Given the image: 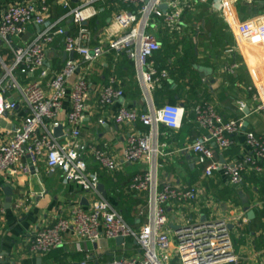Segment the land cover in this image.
<instances>
[{
    "label": "built area",
    "instance_id": "1",
    "mask_svg": "<svg viewBox=\"0 0 264 264\" xmlns=\"http://www.w3.org/2000/svg\"><path fill=\"white\" fill-rule=\"evenodd\" d=\"M75 1L76 7L58 20L51 18L47 0L13 1L0 11V41L9 53L7 59H0V118L21 105L27 108V114L12 135L0 143V176L13 175L18 168L26 174L37 173L43 163L50 172H59L65 183L91 195L87 206L79 200L72 202L55 222L38 225L29 238L31 251L48 254L63 246L67 235L73 233L81 242L118 238L137 241L139 256L115 258L107 264H173L175 259L178 264H240L225 219L188 218L171 233L167 205L190 204L197 199L199 190L197 186L160 183L158 177L159 159L165 155L159 128L180 129L185 109L170 103L155 106L154 93L170 77L169 71L160 69L154 59L162 49L155 30L162 27L169 34H180L184 27L183 13L193 7L195 0H120L132 10L114 13L112 24L119 29L102 33L97 43L85 23L100 14L107 0ZM64 5L69 7L68 2ZM162 5H166L165 10ZM67 18L78 27L75 34L61 26V21ZM28 26H37L39 30L29 42L21 43ZM239 29L242 34L252 32L257 44L264 46V23L255 27L243 24ZM58 37H63L66 57L56 69L49 63V52ZM109 53L125 55L134 62L136 78L147 103L144 112L119 105L114 122L127 127L128 133L118 157L107 146L97 147L82 140L91 97L97 96L103 108L125 97L115 75L101 85L92 79L93 66ZM236 67L226 70L233 72ZM67 104L69 110L65 114ZM247 109V103L240 100L238 110L242 116L226 120L208 102L194 108L195 123L205 134L187 149L197 154L199 165H205L206 176L221 171L230 183L240 185L246 175L264 173V135L243 130ZM252 112L264 116V97L256 98ZM105 122L102 119L99 123ZM62 124H66L67 130L57 137L54 129ZM138 125L149 128L148 132L140 131ZM241 134L248 151L229 161L215 160L216 151L230 150L234 138ZM211 141L216 147L210 145ZM88 156L107 172L119 171L133 163L146 165L127 186L128 193L144 195L147 200V206L138 210V215L146 219L139 228H133L101 193L99 175L90 171Z\"/></svg>",
    "mask_w": 264,
    "mask_h": 264
},
{
    "label": "crops",
    "instance_id": "2",
    "mask_svg": "<svg viewBox=\"0 0 264 264\" xmlns=\"http://www.w3.org/2000/svg\"><path fill=\"white\" fill-rule=\"evenodd\" d=\"M13 1L30 0H0V11ZM47 1L53 20L62 19L77 5L75 0ZM64 2H68L69 7ZM105 4L112 8L111 17L96 32L91 30L94 43L102 38V33H114L119 29L112 24L114 13L132 10L120 0H107ZM182 21L184 27L180 34H169L162 27L155 30L162 42L155 61L158 59L161 67H168L172 72L178 71L177 76L169 77L163 89L154 93L155 106L170 103L185 109L180 129L159 128V141L165 155L159 159L158 177L160 183L197 186L199 193L190 204L167 205L168 227L173 233L188 218L195 221L225 219L240 264H264V173L248 174L240 185H233L221 171L215 170L211 176H206L205 165H199L197 154L187 149L205 134V130L195 123L194 113V108L204 102L212 104L226 120H231L242 116L238 104L244 100L248 105V113L244 112L247 123L244 131L264 135V116L252 112L256 98L264 97V46L257 44L252 32L242 34L239 29L243 24L255 27L264 23V0H195L193 7L183 13ZM61 26L72 34L78 29L71 18L62 20ZM38 30L37 26H28L21 43L29 42ZM63 54V37H58L50 48L49 63L59 69L65 59ZM8 57V50L1 42L0 59ZM233 65L237 66L233 72L226 70ZM113 75L124 89L125 97L115 105L103 108L98 97L92 96L88 101L82 140L97 147L107 146L118 157L125 147L128 133L127 127H119L114 122L119 105L126 104L144 112L147 103L133 61L109 53L93 66L92 79L98 85L106 84ZM68 105H65V114ZM26 114L27 108L21 105L13 113L0 118V143L12 135ZM102 119L106 121L104 124L99 123ZM61 126L64 133L67 126ZM137 127L142 132L149 130L142 125ZM210 145L216 147L213 141ZM247 151L244 134H241L234 138L230 150L224 153L217 150L215 160L229 161ZM88 164L90 171L99 175L107 197L117 210L124 213L128 223L135 229L144 224L146 219L138 215V210L147 206L146 197L128 193L127 186L146 165L133 163L119 171L107 172L92 156H88ZM7 187L12 191L11 195L6 194ZM90 198L89 193L65 183L59 172H50L43 163L37 173L26 174L18 168L13 175H1L0 264H107L115 258L139 256L140 247L134 238L120 242L118 239H102L91 243L77 240L73 233L67 235L63 246L48 254L31 251L29 238L38 225L55 222L72 202L79 200L87 206ZM249 210L253 215H249ZM173 264H178L176 259Z\"/></svg>",
    "mask_w": 264,
    "mask_h": 264
},
{
    "label": "trees",
    "instance_id": "3",
    "mask_svg": "<svg viewBox=\"0 0 264 264\" xmlns=\"http://www.w3.org/2000/svg\"><path fill=\"white\" fill-rule=\"evenodd\" d=\"M108 2H109V1H108ZM108 2H107V3H108ZM106 6H107V4H105V5L103 6V8H102L103 10L101 9L99 16H97V17L91 19V20L88 22L87 27H88L90 30H92L93 32H96V31L99 30L102 26H104V24L106 23V20H107L108 18L111 17L110 14L112 13V12H111V11H112V8H111V7H108V6H107V8H106ZM162 41H163V38H162ZM122 57H123L124 59L129 60L125 55H123ZM155 59H156V55H155ZM129 61H130V60H129ZM156 63H157V66H158L160 69H162V68L167 69V70L169 71V73H170V76H171V75H173V76H177V75H178V71H173V72H172V70H170L168 67H161L160 64H159V62H158V59H157ZM166 82H167V81L164 82V84H163V86H162L161 89H163L164 86L167 84ZM159 90H160V89H158L157 91H159ZM155 93H156V92H155ZM183 121H184V120H183ZM119 190L122 191L123 189L121 188V189H119ZM112 203H113V202H112ZM113 206H114V203H113ZM120 212H121V211H120ZM121 214L124 216L125 219H127L123 212H121ZM126 221H127V220H126ZM127 222H128V221H127Z\"/></svg>",
    "mask_w": 264,
    "mask_h": 264
},
{
    "label": "water",
    "instance_id": "4",
    "mask_svg": "<svg viewBox=\"0 0 264 264\" xmlns=\"http://www.w3.org/2000/svg\"><path fill=\"white\" fill-rule=\"evenodd\" d=\"M161 8L162 9H166V5H162L161 6ZM87 23H85V25H86ZM0 44H1V42H0ZM66 57V56H65ZM73 57V53H71L70 54V58H72ZM197 69L198 70H202V68L201 67H197ZM245 112L246 113H248V110H245ZM247 125V123L245 124V126ZM245 126H244V129L243 130H245ZM62 134H63V128H62V126H59V127H56L55 129H54V135L55 136H57V137H60V136H62ZM99 190L102 192V194L104 195V196H107V193H106V191H105V188H104V186L102 185V184H99ZM6 194L7 195H11L12 194V191L10 190V188L9 187H7L6 188ZM248 210V209H247ZM249 215H253V211H251V210H249ZM123 240V238H118V241L120 242V241H122Z\"/></svg>",
    "mask_w": 264,
    "mask_h": 264
}]
</instances>
